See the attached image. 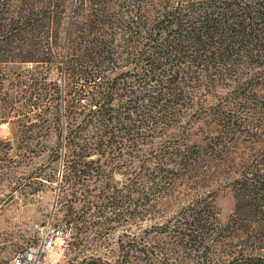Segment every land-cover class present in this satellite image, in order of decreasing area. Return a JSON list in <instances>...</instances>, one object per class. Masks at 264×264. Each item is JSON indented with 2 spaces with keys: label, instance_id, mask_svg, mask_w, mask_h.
Instances as JSON below:
<instances>
[{
  "label": "rangeland",
  "instance_id": "rangeland-1",
  "mask_svg": "<svg viewBox=\"0 0 264 264\" xmlns=\"http://www.w3.org/2000/svg\"><path fill=\"white\" fill-rule=\"evenodd\" d=\"M93 1L85 20V0H57L66 7L59 44L71 65L60 49L51 50V63L0 60L1 98L8 91L18 99L43 94L38 107L18 103L8 122L0 117V264L35 244L49 222L71 238L50 264H116L130 252L135 260L136 249L146 252L140 264H260L264 223L245 212L243 187L264 170V46L171 54L161 71L185 73V80L168 95L169 108L159 103L161 113L148 97L161 85L143 63L176 7L191 14L190 22L205 15L227 20L264 0ZM89 39L97 41L99 61L109 57L100 76L115 86L108 133L94 137L99 146L85 159L80 111L88 100L81 97L95 81L77 72L85 69ZM33 70L35 81L25 77ZM35 83L41 88L31 92ZM36 123L41 127L32 129Z\"/></svg>",
  "mask_w": 264,
  "mask_h": 264
},
{
  "label": "trees",
  "instance_id": "trees-1",
  "mask_svg": "<svg viewBox=\"0 0 264 264\" xmlns=\"http://www.w3.org/2000/svg\"><path fill=\"white\" fill-rule=\"evenodd\" d=\"M95 4L96 2L93 0H85L86 12H89L85 14V20L93 11L92 7ZM257 5L241 7V12H236L232 19L225 20L224 18L205 15L200 16L199 20L194 22L188 21V18L192 17L191 14L182 10V7H176L175 12L163 21L164 27L158 28V32L155 34L157 35V38H154L153 41L155 44L149 45L148 54L150 58H147L143 63L146 71L152 75L153 80L150 81H155L158 85H161L159 89L153 91L152 95L148 96L155 105L158 104L154 108L158 109L159 113L162 111L159 103L164 102V108H169L172 100L168 95L177 92L178 85L185 80V73L177 72L175 76L168 77L166 72L161 71V61L167 63L171 59V54L191 51L200 55L199 57H206L209 54L213 55L214 50H222L223 52L243 51V48H248L249 44L252 43L261 46V48H255L258 52L263 50L264 6L259 5L261 6L259 9ZM63 13L66 14V7L64 6L61 9L57 0H0V60L8 63H51V50L60 49L62 54L65 55L64 64L71 65L66 44H59L62 26L60 19L61 16L63 17ZM106 13L104 11L101 14ZM86 32L91 34L92 31H88L85 26ZM113 41L111 40L110 43L113 44ZM96 43L95 39H89L88 42L85 40V69L82 68L77 72L78 76L83 77L85 81L91 83L95 81L94 84H91V87H85L81 97V100H88L87 107L85 105V109L80 111V115L85 114V153H79V156L85 157V159L92 155L93 147L97 146L92 142L95 140L94 137L107 135L106 121L112 120V118L107 119V117H111L114 113L110 100L115 85H112L109 80H103L100 76L101 73L104 74L108 71L105 60H109V57L106 56L101 61L98 60V57H101V52L96 51ZM63 55L61 56L63 57ZM196 60L192 58L190 62L185 60V63H190L191 66L189 67H192ZM179 63L182 62L179 61ZM35 72L33 70L32 74H27L25 77L35 81L37 78ZM0 85L5 86V82L3 81ZM40 88L39 83H35L31 86L30 91H38ZM163 89H165V92ZM36 94L38 92L30 94V96L24 95L25 98L18 99L13 98L9 91L6 92L3 98L0 97V117L4 119L2 122H8L11 119L10 117H13L12 115L18 114V103L31 105L33 108L38 107L39 101L43 100V94ZM58 94L59 99L62 100L60 90H58ZM154 94L159 96H153ZM173 95L179 96L180 94ZM57 108L61 125L59 137L62 139L67 129H64L63 126L61 101L56 110ZM45 114H47V111L42 110L36 116L41 121L44 120ZM35 126L38 129L40 125L37 126L36 123L31 128L34 129ZM111 134V136H115L113 131ZM69 137L67 136L65 139L67 140ZM72 144H74L72 140H69V150ZM72 153H75L74 149ZM67 167L69 169L73 168L68 164ZM260 174L261 176L257 180L244 179L246 182H244L243 195L247 199V205L244 206V209L245 212L248 210L249 215L252 217L260 214L264 223V170ZM66 177L69 176L66 175ZM261 230L264 235V228ZM130 253L123 257V260L118 259L116 264H140L138 261L139 253L146 254L143 250L136 249L135 253L138 255L135 256L136 259L134 260L130 257ZM257 261L264 264V254L260 255ZM100 264H106V262L100 260Z\"/></svg>",
  "mask_w": 264,
  "mask_h": 264
},
{
  "label": "built area",
  "instance_id": "built-area-1",
  "mask_svg": "<svg viewBox=\"0 0 264 264\" xmlns=\"http://www.w3.org/2000/svg\"><path fill=\"white\" fill-rule=\"evenodd\" d=\"M69 233L53 223H47L42 229L38 241L17 255L10 264H50L58 250L69 245Z\"/></svg>",
  "mask_w": 264,
  "mask_h": 264
}]
</instances>
